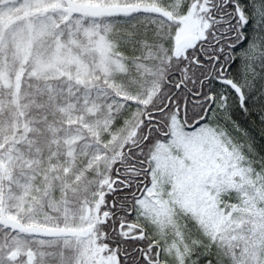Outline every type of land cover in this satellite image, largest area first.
Returning a JSON list of instances; mask_svg holds the SVG:
<instances>
[{"label":"snow or ice","instance_id":"6c2138e0","mask_svg":"<svg viewBox=\"0 0 264 264\" xmlns=\"http://www.w3.org/2000/svg\"><path fill=\"white\" fill-rule=\"evenodd\" d=\"M0 264H264V0H0Z\"/></svg>","mask_w":264,"mask_h":264}]
</instances>
